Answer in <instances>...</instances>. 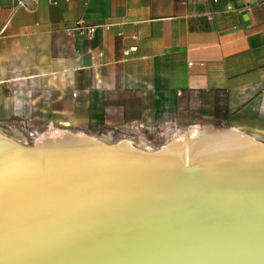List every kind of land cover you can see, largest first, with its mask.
Returning <instances> with one entry per match:
<instances>
[{"label":"crops","instance_id":"0c3cea01","mask_svg":"<svg viewBox=\"0 0 264 264\" xmlns=\"http://www.w3.org/2000/svg\"><path fill=\"white\" fill-rule=\"evenodd\" d=\"M167 119L264 144V0H0V135Z\"/></svg>","mask_w":264,"mask_h":264},{"label":"bare ground","instance_id":"6f19581e","mask_svg":"<svg viewBox=\"0 0 264 264\" xmlns=\"http://www.w3.org/2000/svg\"><path fill=\"white\" fill-rule=\"evenodd\" d=\"M0 136V264H264V144L194 127L154 151Z\"/></svg>","mask_w":264,"mask_h":264},{"label":"rangeland","instance_id":"374dc122","mask_svg":"<svg viewBox=\"0 0 264 264\" xmlns=\"http://www.w3.org/2000/svg\"><path fill=\"white\" fill-rule=\"evenodd\" d=\"M197 127L200 129H209V130H217L222 131L223 129H213L210 127H206L204 124H196L194 123V120H190L187 122L179 123L178 121H171L167 119V121L163 122H150L146 123L144 125L136 126V127H127L125 130H117V131H105L104 129H98L93 132H85L82 133L84 135L94 137V138H107V142L110 144L116 143L120 140H128L132 142V144L136 148L140 149H146L148 151H154L159 149L161 146L167 145L169 141H171L172 138H174L177 135H183L189 133V130ZM32 130H37L39 132H43V136H46L52 132L61 130L58 128L54 129H38L31 127ZM66 132H69L70 134H79L81 132L75 131V130H63ZM2 136V135H0ZM5 136V135H4ZM42 136V137H43ZM8 137V136H6ZM39 137V140L42 138ZM12 138V137H8ZM13 140L18 143L20 146L31 148L36 140H31L27 133L24 132L22 136L13 138ZM38 140V141H39Z\"/></svg>","mask_w":264,"mask_h":264},{"label":"built area","instance_id":"2783aa9c","mask_svg":"<svg viewBox=\"0 0 264 264\" xmlns=\"http://www.w3.org/2000/svg\"><path fill=\"white\" fill-rule=\"evenodd\" d=\"M27 1L28 0H15V9L25 8ZM212 1L215 3L218 2V0H212ZM109 27H110V25H106V24L90 25V24H86L84 22H78L76 25H74L73 27H71L67 31L70 34L75 33V34L86 36L87 38H92L98 29L106 31L109 29ZM124 54L128 55L129 51L125 52ZM98 57H102L101 52L98 53ZM23 129L27 133L28 137L33 141L34 140L38 141L39 137L40 136L42 137L44 135L43 132H39L37 130H32L31 127H28L25 125L23 126Z\"/></svg>","mask_w":264,"mask_h":264}]
</instances>
